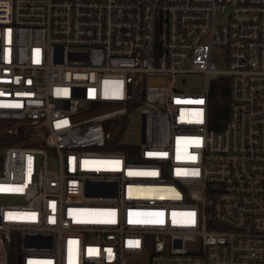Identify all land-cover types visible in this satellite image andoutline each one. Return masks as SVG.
<instances>
[{"label":"built area","instance_id":"built-area-1","mask_svg":"<svg viewBox=\"0 0 264 264\" xmlns=\"http://www.w3.org/2000/svg\"><path fill=\"white\" fill-rule=\"evenodd\" d=\"M0 134V264H264V0H0Z\"/></svg>","mask_w":264,"mask_h":264},{"label":"trees","instance_id":"trees-1","mask_svg":"<svg viewBox=\"0 0 264 264\" xmlns=\"http://www.w3.org/2000/svg\"><path fill=\"white\" fill-rule=\"evenodd\" d=\"M210 99V129L219 131L226 127L231 110L230 83L227 77H222L212 84L209 95ZM25 137L21 135L0 134V171L3 166V151L11 145L25 143ZM108 151L126 152L127 147L119 144L118 139H112L105 148Z\"/></svg>","mask_w":264,"mask_h":264},{"label":"rangeland","instance_id":"rangeland-1","mask_svg":"<svg viewBox=\"0 0 264 264\" xmlns=\"http://www.w3.org/2000/svg\"><path fill=\"white\" fill-rule=\"evenodd\" d=\"M218 64L221 69H226L225 63L218 61ZM183 85L187 91L202 93L205 89V80L202 75H190ZM107 127L113 139H118L119 144L129 149H141V122L138 114L135 112L131 111L127 117L108 122ZM48 159L50 165H56L57 160L54 151H49ZM18 262L19 257L17 249H14L12 252V264H19Z\"/></svg>","mask_w":264,"mask_h":264}]
</instances>
